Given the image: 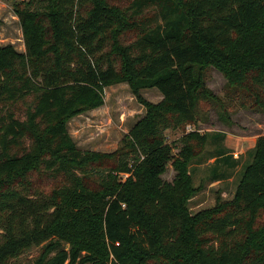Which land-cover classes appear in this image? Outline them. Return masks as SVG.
<instances>
[{
    "label": "trees",
    "instance_id": "obj_1",
    "mask_svg": "<svg viewBox=\"0 0 264 264\" xmlns=\"http://www.w3.org/2000/svg\"><path fill=\"white\" fill-rule=\"evenodd\" d=\"M108 1L14 9L25 51L0 47V264L32 249L33 264H264V136L231 199L191 214L188 169L209 135L186 131L200 103L220 104L209 68L226 79L225 101L264 110V0H132L122 14ZM121 83L144 115L114 152L80 151L67 122ZM148 89L158 103L142 100ZM178 131L174 156L166 137Z\"/></svg>",
    "mask_w": 264,
    "mask_h": 264
},
{
    "label": "rangeland",
    "instance_id": "obj_2",
    "mask_svg": "<svg viewBox=\"0 0 264 264\" xmlns=\"http://www.w3.org/2000/svg\"><path fill=\"white\" fill-rule=\"evenodd\" d=\"M28 1L0 0V47L11 44L17 51L24 53L22 33L14 9L22 7ZM131 1L110 0L108 3L122 14ZM145 15H151L150 10L146 11ZM136 34L134 31H127L120 38L121 44L131 43ZM204 82L220 104L210 106L200 103L197 123L192 126L193 132L200 136L207 134L209 139L201 150L203 152L195 157L188 169L193 190L187 200V208L191 214L212 208L217 202L231 199L239 175L250 160L256 139L264 136V110L251 108L249 104L238 99L225 101L227 82L215 68L205 71ZM140 96L143 101L151 104L161 100V95L156 89L142 90ZM144 113L143 105L131 94L128 85L121 83L105 88L103 105L68 121L66 130L72 143L80 151L112 153ZM225 118L227 121H224ZM181 136L179 131L167 133V143L173 147L174 156L180 150ZM217 149L224 152L221 159L212 156ZM171 164L172 162L167 163L165 172L161 175L163 181L171 182L175 175ZM31 180L36 187L47 191L54 185L52 181H47L36 173L31 176ZM263 222L264 216L261 215L257 226ZM38 253L39 249H32L12 264H33Z\"/></svg>",
    "mask_w": 264,
    "mask_h": 264
},
{
    "label": "built area",
    "instance_id": "obj_3",
    "mask_svg": "<svg viewBox=\"0 0 264 264\" xmlns=\"http://www.w3.org/2000/svg\"><path fill=\"white\" fill-rule=\"evenodd\" d=\"M186 131H187V132L192 131V127L188 125V126L186 127Z\"/></svg>",
    "mask_w": 264,
    "mask_h": 264
},
{
    "label": "crops",
    "instance_id": "obj_4",
    "mask_svg": "<svg viewBox=\"0 0 264 264\" xmlns=\"http://www.w3.org/2000/svg\"><path fill=\"white\" fill-rule=\"evenodd\" d=\"M162 98V97H161Z\"/></svg>",
    "mask_w": 264,
    "mask_h": 264
}]
</instances>
